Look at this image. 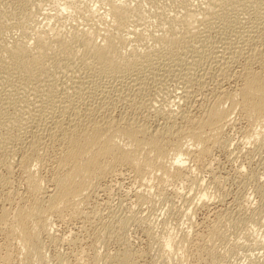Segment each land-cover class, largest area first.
<instances>
[{
  "label": "bare ground",
  "instance_id": "obj_1",
  "mask_svg": "<svg viewBox=\"0 0 264 264\" xmlns=\"http://www.w3.org/2000/svg\"><path fill=\"white\" fill-rule=\"evenodd\" d=\"M30 1L0 0V237H3L0 264L13 263L10 251L13 242L23 251L24 261L19 264H42V240L43 236L50 235L52 222H63L66 217L81 218L80 214L87 218L88 213H79V202L94 193L97 184L108 177L120 178L131 173L134 180L147 183V177L158 172L163 183V180H169V183L170 180H189L190 172L182 158L188 157L201 163V159L209 153V146L219 144L221 132L229 125L233 111L238 110L247 122L264 126V24L259 29L258 24L252 21L254 23L249 22L250 25L240 26L235 31L232 27L236 25V29L239 28L237 17L232 16L234 19L230 20L223 16L238 7L246 13L251 8L250 4L262 11L264 0H259L260 4L257 0V3L248 2L246 5L250 8L247 10L244 4L247 0H202L201 5L197 3L198 6L190 3L191 0H171L172 16H169L171 13L168 10L170 14L163 15L162 1V7L158 4L160 10L155 9L159 11L154 13L143 8L142 0H103V16L96 13L98 9L87 4L88 0H43L44 4L47 2L58 9L60 14L65 11L72 15V19L74 15L80 16L87 23L84 30L77 27L67 30L61 22L40 25L41 22H37L39 12H35L37 8L32 10L36 0L34 5L32 1L30 5ZM11 13L15 15L13 18L8 16ZM217 18L222 22H217L220 25H214V29L220 31L222 37L213 41L205 34L200 47L188 44L201 38V26L206 28L204 24L211 20L215 22ZM8 28L19 34L17 39L11 40ZM30 38L34 39L31 44ZM98 38L101 39L99 42ZM144 44L150 45L147 47ZM160 48L168 50L167 55L180 57L172 59L171 55L166 58L165 55L162 60L155 61L160 56ZM78 59L85 64L97 62L99 68L105 69L114 79L118 75L130 74L126 79L129 81L124 80L126 85L121 88L105 87L100 94L97 92L99 86L95 87L98 94L89 92L86 83L90 80L86 81V74H79L81 69L78 70L74 64ZM235 62L240 63L237 70L240 69L231 72L233 68L230 65ZM49 63H53L50 69H60L65 75L61 84L64 88L54 86L55 80L48 76L46 80L49 70L44 68H49ZM212 77L217 81L215 89H210L209 93L213 95V100L203 110L202 102L209 90L207 80L211 78L210 81H213ZM166 78L174 79L180 93L166 98L169 110L159 115L164 122L152 127L141 112L154 101H148L149 97L145 100L143 96L151 90V86H159ZM224 82L229 83L223 85ZM156 88V93L161 94L157 91L160 87ZM28 91L33 95L29 96L31 100L33 98L30 101L33 108L26 106L25 93ZM39 91L45 93L40 94ZM195 96H199L196 97L200 98L197 101L199 104L191 110L189 105ZM224 103L229 104V109L223 108ZM171 107H178L174 109L177 112ZM118 108L124 111L117 112ZM22 114L27 116L26 119L32 117L33 122L29 124L27 121L26 124ZM172 137L176 141L170 146V155L167 143ZM182 140L191 142L196 149L185 147L181 144ZM15 143L20 144L19 150L13 147ZM167 160L169 167L164 163ZM33 163L36 170H33ZM15 169L22 173L25 206L20 204L19 207L18 204L19 209L13 212L7 205L12 204L10 179ZM41 170L46 171L45 177L41 176ZM202 195L199 203L196 199V205L206 207L212 204L208 196ZM219 232L212 230L211 238L217 237ZM165 241L167 247L173 244L170 237ZM131 255L127 249L116 252L111 258L108 256L107 261L108 264H137Z\"/></svg>",
  "mask_w": 264,
  "mask_h": 264
},
{
  "label": "rangeland",
  "instance_id": "obj_2",
  "mask_svg": "<svg viewBox=\"0 0 264 264\" xmlns=\"http://www.w3.org/2000/svg\"><path fill=\"white\" fill-rule=\"evenodd\" d=\"M31 1L33 2V5L35 3L37 5L32 6V10L37 8L35 11L39 12V16L37 14V20L39 18L37 22H41L42 24L40 23V25L42 26L44 23L48 22H61L66 25L67 30H71L72 27H77L78 30H84L86 28L85 26L87 23L83 22L80 16L77 17V15H74L75 18L73 16L72 19V15L67 12L65 13L64 11V13L62 12L63 14H60V11L51 7L49 3L45 2L44 4L45 0H39L40 2H43L44 6L42 5V2L41 4L40 2H37L38 0H36V2L35 0ZM31 1L29 3L30 5L32 3ZM88 1V5L91 4L90 6H93L96 10L98 9L96 13H105V9H103L105 6H103L102 3L103 0ZM161 1L162 4L164 3V10H161L163 15L165 16L171 13L169 16H172V6H170L172 5L171 0L170 2L169 0H142V5L145 10L151 12L154 11V13H156L157 10L155 11V9H159L160 6L162 7V4L160 3ZM167 1L169 3L166 5L165 3ZM251 1L257 3L259 0H247L245 1L246 3L244 2L246 7L245 10L250 8V6L253 10L250 8V10L245 13V11L243 12V10L238 7L237 10H234V12L229 11L226 13V16L223 15L226 19L230 20H232V16L237 17V21L239 22L237 25H239V28L236 29V27H238L236 25V27H232L235 31L240 29V26L244 27L248 24L250 25L249 22L252 21L255 22H252L255 25L258 24L259 29L264 24V10L261 11L259 8H255V10L250 3V6L248 7L246 4ZM38 3L42 6L40 7ZM190 3H194L195 5L199 3L201 5L202 0H191ZM260 3L262 2H259V4ZM165 5L168 8H166ZM196 6H198V4ZM263 6L264 5L261 4L262 8H264ZM167 10L170 12L169 14ZM8 16L13 18L15 15L14 13H11L8 14ZM153 19L154 18H152V20ZM211 21V24L209 22L206 23L209 28L205 24L204 27L206 28L201 26V31H203L201 32V38H197L193 41V43L190 41L188 44L200 47L199 45L203 44L199 43L202 39L204 40L203 35L205 37V34H208L211 40L213 38V41L220 38V36L222 37V35H219L220 31H217L216 28L214 29V25H220L222 20L218 19L217 21L215 20V22H213V20ZM211 25L213 26V29ZM210 28L212 30H210ZM154 29L157 30L156 28ZM10 30H13V33ZM204 30L209 32H205ZM7 31V33H11L12 35L11 40L18 38L19 34L14 31L13 28H8ZM216 31L218 34L215 33ZM208 35L206 36L207 38L209 37ZM29 37H31V35ZM31 38L29 39L30 44L34 42V39H32V41ZM210 38H208L209 41H211ZM99 40L101 39L98 38V42ZM196 43H198L197 46ZM132 45L133 44L129 46ZM146 45L144 44V46ZM149 45L150 44H148L147 47ZM260 45L258 47H261ZM182 50H185V48ZM167 52L168 50L160 48V56H157L158 58H155L154 60H162L164 56L167 55ZM169 55L172 56V59L180 57V55L178 56L168 53L165 58ZM181 57H183V54H181ZM60 61L62 62V60ZM162 62L163 61H161V63ZM96 63L94 61L93 63H90V65L85 64L84 62L82 63V60L79 59L76 60V62L74 61L77 69H81L79 74H86L88 79L85 75L84 79L92 82L90 83L89 81V83H86L89 92H93L95 94H98L97 92H99L100 94V91L105 89V87H110L111 85L112 88H121L124 86L123 84H125L124 80L125 82L129 81H126V79H129L128 77L130 74H122V76L118 75L121 78L117 77L119 80L117 78H115V80L110 74H108V72L105 71V69L101 70V68H99V64ZM235 63L230 65V68H233L230 69L231 72H235L240 69L239 68L237 70L239 67L238 64L240 63H236L237 65ZM52 64H47L49 68L45 65L46 68L44 69L46 71H50L49 74V71H44L46 72L45 77L48 76L49 79L52 78L53 81L55 80V84L53 83L54 86L57 85L60 89L64 88L62 83L63 80H65V75H63V73L61 74L60 69L53 68L52 66L50 69V65ZM82 64H85V66ZM140 75H143V72L142 74L140 72ZM55 76L57 78H55ZM48 77H46V80ZM171 79L166 78L164 82L158 84L159 86H155L153 88L151 86V90L148 91L151 95H148L149 93L147 92V97L143 96L145 100L149 97L147 99L148 101L149 99H153L154 101V103L152 101L153 104L148 105L149 107L145 108L143 112H141L143 113L142 115L146 117L147 121L149 120V125L151 124L152 127L160 126V124L162 125L161 122H164L159 115L168 112L169 109L166 102L167 99H169V96L173 95L172 97H174L173 93H180V89L177 90L175 86L176 82L174 79ZM214 79L215 78L212 77L213 81L216 80ZM210 80L211 78L207 80L206 87L209 90L206 99L202 102L203 110L208 108L213 100V95H210L209 93H211L213 88L215 89L217 81L213 82ZM113 81H115V84H113ZM227 83L224 82L223 85H226ZM106 84L109 85L107 86ZM116 85L119 86L117 87ZM160 85H163L164 87ZM57 86L56 89L58 90ZM98 86L101 89H99ZM70 87H72V85ZM89 87L92 88L90 89ZM95 87H98V90ZM156 87H160L157 91L161 92V94L156 93ZM161 88L163 89V92ZM96 90L97 92H95ZM154 92L156 95L153 98L152 96H154ZM30 93V91L27 92L28 95L25 93L26 106L30 105V101L33 100V98L31 100V97L29 98V96H33L32 93L31 95ZM39 93L44 94L45 92L39 91ZM196 97L198 98L199 96L194 97L195 99L191 101V105H189L190 103H186L191 107V110L199 104L197 101H199L200 98L197 99ZM89 100H92V98ZM186 104L185 106H188ZM222 106H225L223 107L225 109H229L228 103H224ZM121 108H118L117 112H123L124 109L121 110ZM177 108L178 107H171L170 109L177 110ZM175 110L174 112H177ZM24 114L28 117L31 116L28 112H24ZM25 115L22 114L21 118L24 122L26 121V124L27 121L31 124L33 122V120L31 121L32 117L26 119L27 116ZM230 119L231 121L229 125L221 132L222 136L219 144L212 146L209 143V153L207 157L203 158L204 160L201 159V163L195 162L191 158L188 159V157L182 158V160L185 159L184 162H186L184 163V166L189 169V174L191 175L190 176L188 174V177H190L188 178L189 180H170V183L169 180L168 182L167 180L166 182L163 180V183L160 180V174L155 172V175H151L153 176L152 178L149 176L151 179L147 177L149 179L147 183L145 181L140 182L136 179L135 181L131 173V175L125 174L120 178L108 177L103 181H100L99 184H97L95 192H91V196H88L89 199L87 198L84 201H80L78 204L79 206L77 207V209L81 210H78L79 213H88V219L84 218V216L80 214V217H82H78L79 219H70L66 217L63 222H52L50 235L48 237L45 235L46 237L43 236L44 239L42 238V244L44 247L42 264H88L89 262H92V264H108V256L111 258L113 257L112 255L116 254V252H121L127 249L130 251V254H132L131 256H133L132 260L137 264H264V126H257L242 119L238 110L232 112ZM174 141H176V138L172 137L167 143V145L169 144L167 150L169 149L168 152H170V155V146L174 145ZM181 144L189 149L192 148L191 150L194 149V146L192 147V143L189 141L187 142L186 140H182ZM13 147L16 150H19L20 144L18 146V143H15L13 144ZM1 157L0 161L2 159ZM168 160L167 162H164L167 167L170 165ZM32 167L33 170H36V168H34V163ZM13 171L14 172L10 179L12 183L10 185V189L14 197L11 196V207L9 205H7V207L14 212L19 209L20 204L22 205L21 207L25 206V200L23 199L25 186L23 185L24 181L22 180V173L18 169ZM40 174L45 177L44 174H46V171L41 170ZM194 178L195 180H193ZM191 180L193 181L191 182ZM202 194H205L206 197L208 196L207 198H210L209 200H211L210 203L212 204H208L209 206L207 205L206 207L201 206V204L196 205L197 200V203H199V199L203 196ZM20 197H22L21 200H24H22L23 202L19 200ZM18 204L19 207L17 206ZM51 217L52 216H50L49 219ZM51 219V221H53L54 218L52 217ZM122 220L124 222H121ZM215 224L216 226L214 228ZM214 229L220 232L218 233V238H214L212 236L214 239L211 240V232ZM0 236L2 235L0 234ZM168 237L171 238V243H173L169 245L170 247H167L165 244V240ZM2 239L3 237H0L1 244ZM14 244L15 242H13V245L10 246L11 255L13 256L11 257V263L13 262L12 264H19L18 262H21V260L24 261V255L22 254L23 251L19 248V246H17V243L15 244L17 247ZM75 253L77 257L75 260L76 262L79 260V263L74 262V258L76 257L73 258V256H75ZM21 255H23L22 258H19ZM210 255L212 257H210Z\"/></svg>",
  "mask_w": 264,
  "mask_h": 264
}]
</instances>
